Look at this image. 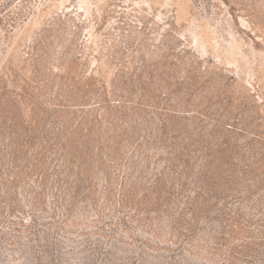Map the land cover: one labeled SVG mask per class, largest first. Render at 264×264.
Listing matches in <instances>:
<instances>
[{"label":"rangeland","instance_id":"374dc122","mask_svg":"<svg viewBox=\"0 0 264 264\" xmlns=\"http://www.w3.org/2000/svg\"><path fill=\"white\" fill-rule=\"evenodd\" d=\"M0 264H264V0H0Z\"/></svg>","mask_w":264,"mask_h":264}]
</instances>
